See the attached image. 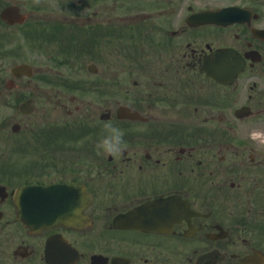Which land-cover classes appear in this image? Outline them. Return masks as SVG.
I'll use <instances>...</instances> for the list:
<instances>
[{
	"label": "flooded vegetation",
	"instance_id": "flooded-vegetation-1",
	"mask_svg": "<svg viewBox=\"0 0 264 264\" xmlns=\"http://www.w3.org/2000/svg\"><path fill=\"white\" fill-rule=\"evenodd\" d=\"M68 4L0 0V264H264V0Z\"/></svg>",
	"mask_w": 264,
	"mask_h": 264
},
{
	"label": "clouds",
	"instance_id": "clouds-1",
	"mask_svg": "<svg viewBox=\"0 0 264 264\" xmlns=\"http://www.w3.org/2000/svg\"><path fill=\"white\" fill-rule=\"evenodd\" d=\"M104 129L107 135L97 144L98 152L105 156L119 157L127 147L123 139L124 132L111 122H105Z\"/></svg>",
	"mask_w": 264,
	"mask_h": 264
},
{
	"label": "rangeland",
	"instance_id": "rangeland-1",
	"mask_svg": "<svg viewBox=\"0 0 264 264\" xmlns=\"http://www.w3.org/2000/svg\"><path fill=\"white\" fill-rule=\"evenodd\" d=\"M36 1H43L46 5L50 8L49 14L51 20L58 19V18H70V23H74L76 11L74 6H69L68 3L75 2V0H36ZM63 4H67L63 6Z\"/></svg>",
	"mask_w": 264,
	"mask_h": 264
}]
</instances>
